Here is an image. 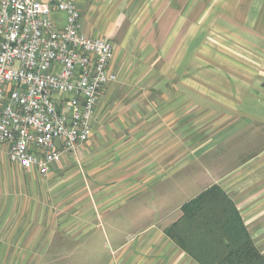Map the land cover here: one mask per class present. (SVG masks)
Wrapping results in <instances>:
<instances>
[{"label": "crops", "instance_id": "1", "mask_svg": "<svg viewBox=\"0 0 264 264\" xmlns=\"http://www.w3.org/2000/svg\"><path fill=\"white\" fill-rule=\"evenodd\" d=\"M75 1L82 32L110 40L121 36L111 60L117 81L99 96L91 136L52 164L46 175L34 169L21 171L0 155V191L17 184L25 193L20 204L4 210L6 219L19 221L5 227L0 264L56 259L64 252L72 256L78 249L90 250L84 258H101L102 264H199L165 229L181 215L185 202L213 185L232 200L264 256V101L254 107V95L246 93L245 106L239 107L235 93L228 96L233 101L224 102L227 98L221 93L200 85L205 83L203 76L176 80L155 75L159 62L151 55L148 58L150 52H159L162 58L158 59L172 58L168 52H182L175 63L169 58L166 65L192 66L185 52L205 51L207 33L220 43L222 35H228L231 44L245 42L249 50L260 49L264 56V0ZM206 109L215 113L209 120ZM72 158L84 166L85 195L92 203L62 202L67 195L60 194L82 180L71 165ZM195 167L201 177L194 181L195 190L168 211L163 210L167 200L153 207L144 203L145 209L141 208L138 202L146 193L158 190L162 199H168L169 182L182 189L176 180ZM36 188L39 194L34 202ZM147 211L154 213V219L122 237L115 220L106 217L126 214L135 221ZM105 224L112 232L106 240L100 236ZM63 227L70 229L67 240L53 238Z\"/></svg>", "mask_w": 264, "mask_h": 264}, {"label": "built area", "instance_id": "2", "mask_svg": "<svg viewBox=\"0 0 264 264\" xmlns=\"http://www.w3.org/2000/svg\"><path fill=\"white\" fill-rule=\"evenodd\" d=\"M113 50L82 32L75 0H0V155L46 175L85 142Z\"/></svg>", "mask_w": 264, "mask_h": 264}, {"label": "rangeland", "instance_id": "3", "mask_svg": "<svg viewBox=\"0 0 264 264\" xmlns=\"http://www.w3.org/2000/svg\"><path fill=\"white\" fill-rule=\"evenodd\" d=\"M230 36H224L222 35L221 43L218 42V40H215L217 36L214 34H206L205 35V51H190L185 52L186 56H189L190 60H192V64L189 67H181L178 69L173 68L172 66L166 65L169 64L171 60H168L169 58H174V63L176 62V55L181 54L182 52H168L170 54H173L171 57H166L164 59H158L162 58L158 54L159 52H150V55L153 57L154 62H159L158 66H154L155 75H165L166 78H169L170 76L176 77V80L179 79V77H191L192 74L200 75L205 78V83L200 84L201 86L204 85L205 89L207 91H215L218 93H221L222 96H224L227 99H222V101H233L230 97H232V94L238 95L237 101L238 106H245V97L246 93L253 94V105L254 107L261 106L262 102L264 101V67L263 61L264 56L263 52L260 49L256 50H249L247 47V44L244 42L241 43H235L231 44ZM110 40V39H109ZM121 40V36H114L110 42L116 47V43H118ZM256 46V45H254ZM238 47V48H235ZM134 54L138 52H133ZM157 53V54H156ZM165 52L161 53L164 54ZM132 54V56L134 55ZM156 54V55H155ZM158 55V56H157ZM120 57H122L120 55ZM160 60V61H158ZM156 64V63H154ZM164 64L166 65L164 67ZM199 65L198 67L196 66ZM253 64V66H251ZM169 66V67H168ZM183 68V70H182ZM230 96V97H228ZM260 104V105H258ZM222 108H225L224 105H220ZM224 110V109H223ZM206 117L207 120H209L211 117H213L211 114H215L214 111H210V109H206ZM215 117V116H214ZM241 115H238V120H241ZM225 126V124L223 125ZM227 126V125H226ZM71 165L72 167L76 166V169L79 172V175H82V182L79 181L75 187L71 188L68 191H63L60 195L63 197L62 202L68 203L69 201L73 202L75 199L80 204H85L89 201L91 202V197L88 198L85 195V179H84V166L82 162L77 161L75 158L71 159ZM69 162V164H70ZM68 164V163H67ZM66 164V169L70 167V165ZM24 170L21 168V171ZM186 176L185 181L183 178H178L176 182L180 181V185L182 186V189L179 187V184L176 186V183L169 182L167 184L168 194H166V197H169L168 199H162L163 194H160L159 191L155 192V194L152 195V193L145 194L142 197H140L141 202H138L141 205V208L145 209L144 203L149 206H155L161 204L164 200H167V202L163 203L165 206L163 207V210L168 211L176 201L179 199H183L185 195L188 193H191L195 190L196 183L194 181H198L201 179L198 173V170L195 168L188 169L184 171ZM182 174V173H181ZM183 175H181L182 177ZM188 176V177H187ZM87 188V187H86ZM166 188V189H167ZM23 188L21 186L15 184L11 189L8 191L1 190L0 191V208L3 209L2 213H0V248L4 249L6 246V243L3 241L1 242V238L4 237V234H6L7 228L6 225L8 223V226L12 224H18L15 223V221H19V219L14 218H7L5 217L4 210L6 208H11V206H14L15 204H20L23 200V197L25 196V193H23ZM34 192V202L37 201V195L38 190L37 188L33 190ZM171 192L172 195L169 193ZM46 201V200H45ZM49 200V198L47 199ZM46 201V202H47ZM64 204V203H62ZM85 205L82 207L84 208ZM152 211V210H151ZM120 212V211H119ZM148 213V214H147ZM2 214V215H1ZM150 214V215H149ZM125 215V216H123ZM107 219L112 218L114 222V227L121 229V233H118V236L122 237L125 234L130 233L131 231H134V229L138 228L141 224H146L148 220H153L155 215L154 213H150L147 211L146 213L141 215L140 218L137 220L131 221L127 218L126 214H118L115 213L114 215H111ZM120 221V222H119ZM61 223H64L61 221ZM2 226V227H1ZM103 233H101V237L105 238L110 237L112 235L111 227L108 224H105L103 227ZM70 229L67 227H63L61 231L57 232V235L53 238H57L59 241L67 240L68 237H65V233L69 232ZM99 236V235H98ZM44 237V236H42ZM95 237V236H94ZM46 239L48 240V237L46 236ZM94 243V242H93ZM106 244H108V240L106 241ZM64 246L72 245V243H63ZM91 245V244H90ZM36 246V245H35ZM69 246V247H70ZM79 246L80 242H79ZM106 246V245H105ZM96 247V246H95ZM107 248V246H106ZM90 253V250L87 249H78L77 252H73L72 256H69L68 253H62V257L60 258H44V259H28V260H19L24 262V264H102L101 258L94 259V260H88L84 258V256L88 257ZM108 254L107 249L104 250V254ZM93 255V254H91Z\"/></svg>", "mask_w": 264, "mask_h": 264}, {"label": "trees", "instance_id": "4", "mask_svg": "<svg viewBox=\"0 0 264 264\" xmlns=\"http://www.w3.org/2000/svg\"><path fill=\"white\" fill-rule=\"evenodd\" d=\"M165 233L199 264H264L234 203L217 185L185 202Z\"/></svg>", "mask_w": 264, "mask_h": 264}]
</instances>
